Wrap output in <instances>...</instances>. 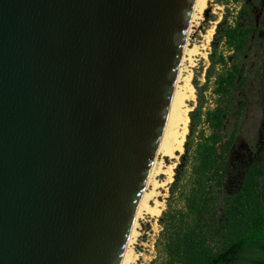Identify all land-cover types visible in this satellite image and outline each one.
I'll return each mask as SVG.
<instances>
[{
    "label": "water",
    "instance_id": "1",
    "mask_svg": "<svg viewBox=\"0 0 264 264\" xmlns=\"http://www.w3.org/2000/svg\"><path fill=\"white\" fill-rule=\"evenodd\" d=\"M194 0H0V264H120Z\"/></svg>",
    "mask_w": 264,
    "mask_h": 264
},
{
    "label": "trees",
    "instance_id": "2",
    "mask_svg": "<svg viewBox=\"0 0 264 264\" xmlns=\"http://www.w3.org/2000/svg\"><path fill=\"white\" fill-rule=\"evenodd\" d=\"M260 3L243 1L239 19L232 23L226 14L218 28L216 37L232 54L228 60L213 43L206 78L221 66L215 76L219 98L215 108L203 111L206 85L196 84L198 103L189 113L185 153L171 185V198L182 200L184 206L173 207L168 199L157 242L159 264H264V153L246 169L239 189L231 192V158L238 133L224 130L226 115L242 116L248 107L245 68L252 48L261 53L264 79V15L256 20L252 12ZM202 122L211 129L209 134L199 129ZM189 167L188 187L183 178Z\"/></svg>",
    "mask_w": 264,
    "mask_h": 264
},
{
    "label": "rangeland",
    "instance_id": "3",
    "mask_svg": "<svg viewBox=\"0 0 264 264\" xmlns=\"http://www.w3.org/2000/svg\"><path fill=\"white\" fill-rule=\"evenodd\" d=\"M243 1L246 0H229L226 4V0H206V6L202 10H197L194 19L191 20L187 41L188 47L194 51L186 55L182 71V77L190 75V81L195 88L193 99L187 100L188 115L198 103L196 84L197 86L206 85L203 89L204 112L215 108L218 103V94L214 92V88L216 87L215 76L221 66L217 67L215 73L207 81L206 74L210 66L209 56L212 52L213 43H215L218 45L219 51L230 60L231 49L224 43V40H219L216 34L218 33V28H221L226 14L232 23L239 19L237 13ZM252 12L256 20L262 17L264 15V0H261V3L254 7ZM252 49L249 58H246L249 64L245 68L249 91L248 107L242 116H225L226 124L224 130L226 129L227 133L231 131L238 133V144L233 149L231 158V177L228 185V190L231 192H236L239 189L246 169L253 162L260 160L264 153V79L260 75L261 53L254 51V48ZM179 83L182 85L184 81L181 79ZM238 95L243 98L241 93ZM240 103L241 101H237V104ZM199 129H204L205 134H209L211 131L204 122L200 124ZM188 134L189 127L185 135L184 144ZM184 153L185 148L177 152V156L173 158L163 155L158 157L159 163L163 165L162 171L157 172L153 176L148 189H154L157 192L156 196L150 200V203L154 205L155 200H158L162 203V211L159 216L143 213L138 219L137 233L131 243V247L138 255L134 258L132 264H159L161 261L157 242L162 230L161 218L163 212L167 209L168 199L173 204V207L180 208L184 206L182 200L171 198V185L178 176L177 169ZM170 165L172 167H168ZM190 174L191 168L189 167L183 178L188 187L190 185L188 181ZM155 180L161 185L154 187L153 181Z\"/></svg>",
    "mask_w": 264,
    "mask_h": 264
},
{
    "label": "bare ground",
    "instance_id": "4",
    "mask_svg": "<svg viewBox=\"0 0 264 264\" xmlns=\"http://www.w3.org/2000/svg\"><path fill=\"white\" fill-rule=\"evenodd\" d=\"M206 6V0H194L191 20L194 19L197 10H202ZM197 17V16H196ZM191 23V22H190ZM190 30V24L187 28V36ZM194 50L188 47V41L186 38L181 61L177 68V78L173 86V92L170 96L166 107V118L162 125V131L159 136L158 145L156 146L155 155L151 162L149 168V173L146 178L145 186L142 189L141 195L139 197L138 204L134 210L133 222L131 224L129 235L126 240L125 249L121 255L120 264H132L134 258L137 257V253L131 247L134 236L136 235V227L138 224V219L143 213L151 214L152 216H159L162 209V203L155 200V204L152 205L150 200H152L157 192L154 189H148V185L152 182L153 176L157 172L162 171V163H159L158 157L169 156L171 158L177 156V152L184 149L185 135L188 130L189 115L187 100L193 99L194 97V86L190 81V75L182 77V71L184 67V60L187 54H191ZM184 83L181 85L180 80ZM168 167H172L171 165ZM169 171V170H168ZM154 187L161 185L157 180L153 181Z\"/></svg>",
    "mask_w": 264,
    "mask_h": 264
}]
</instances>
